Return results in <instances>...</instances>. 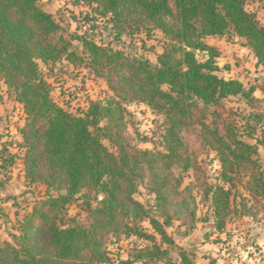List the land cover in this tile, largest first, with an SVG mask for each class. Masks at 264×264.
Listing matches in <instances>:
<instances>
[{
	"label": "trees",
	"instance_id": "trees-1",
	"mask_svg": "<svg viewBox=\"0 0 264 264\" xmlns=\"http://www.w3.org/2000/svg\"><path fill=\"white\" fill-rule=\"evenodd\" d=\"M78 1L109 18L120 32L129 23V33L142 27L148 33L159 30L170 42L154 64L147 58L129 57L122 50L81 38L89 60L85 64L115 95L107 100L91 99L86 110L74 113L53 98L51 83L37 62L49 65L66 54L68 61L76 64L77 55L69 50L71 42L61 33L55 15L43 8L42 0H0V73L27 115L21 128L27 180L46 183L48 189L59 191L57 198L43 202L53 209L57 205L64 208L86 189L89 194L96 191L103 195L94 208L88 202L87 225H59L49 220V213H38L35 207L24 227L22 244H0V264H149L162 258L169 252L157 237L162 243H175L166 230L173 218L169 212L163 221L150 215L134 197L139 180L149 172L157 206L164 209L167 191L177 189L182 182L181 176L165 170L174 163H181L182 171L191 166L185 157L187 152L182 150L185 145L180 131L198 121L200 102L207 106L231 96L255 98V86L247 89L243 81L220 74L216 61L219 53L206 41L222 36L232 41L244 39L243 45L255 54L256 65L264 67V24L249 9V0ZM134 101L165 112V152L139 149L127 141L122 131L128 122L127 105ZM204 129L206 144L220 155L225 183L233 186L239 167L250 164L254 169L250 190L264 195L263 174L255 172L260 147H264V129L255 144L240 138L233 129L225 135L205 124ZM105 140L115 143L118 152L111 151ZM230 193L231 188L224 186H217L214 193L219 229L226 223L223 210L230 205ZM36 214L47 224L43 231L32 223ZM146 220L154 232L138 224ZM103 229L127 238L150 240L153 246L114 262L100 237ZM180 255L183 264H192L184 250Z\"/></svg>",
	"mask_w": 264,
	"mask_h": 264
},
{
	"label": "rangeland",
	"instance_id": "rangeland-1",
	"mask_svg": "<svg viewBox=\"0 0 264 264\" xmlns=\"http://www.w3.org/2000/svg\"><path fill=\"white\" fill-rule=\"evenodd\" d=\"M42 2L43 8L51 11L60 23L61 33L70 40L69 50L76 53L78 65L70 63L66 54L49 65L42 60L37 62L51 83L53 98L60 106L74 113L86 110L91 99L107 100L115 95L103 78L90 73L85 64L89 60H86L88 55L81 38L122 50L129 57L147 58L154 64H158V56L170 42L159 30L148 33L142 27L129 33V23L123 25V32H120L109 18L78 0ZM248 7L256 12L264 24V0H249ZM206 41L219 53L216 61L218 65L221 64L220 74L226 78L242 79L247 89L255 86L256 99L247 100L237 95L207 106L200 102L202 112L197 110L200 116L198 121L183 126L180 131L185 145L180 149L187 152L185 157L190 159L191 166L182 171L181 163H174L165 170V173L181 176L182 182L177 189L167 191L168 202L164 209L157 206L156 194L151 191L149 172H146L145 179L139 180L134 197L142 202L150 215L163 221L166 212H169L173 218L166 225V230L175 243H162L157 237V242L169 253L162 254V258L149 264H183L181 250L186 252L192 264H264V195L250 190L254 169L250 164L239 167L233 186L225 183L220 155L206 144L204 129L205 124L211 130L217 129L221 135L233 129L240 138L257 143L256 138L261 137L264 129V69H257L255 54L243 45L244 39L235 38L232 41L228 36H222L210 37ZM198 54L206 57L199 51ZM81 59L83 62H80ZM127 109L128 122L122 131L127 141L139 149L165 152L164 134L168 124L165 112L138 101L128 103ZM26 119L24 105L16 100L15 91L8 87L4 75L0 73V244H22L24 227L35 207L38 213H49V220L59 225H87L90 215L88 202L94 208L103 198L102 194L96 191L89 194L86 189L62 209L59 205L53 209L49 204H43L52 197L57 198L60 193L54 188L48 189L46 183H31L26 178V149L21 132ZM253 135L255 138H249ZM105 144L111 151L118 152L115 143L105 140ZM258 164L255 172L262 173L264 178L262 146ZM217 186L231 188L230 205L223 210L226 223L222 229L217 228L216 223L214 193ZM32 223L42 231L47 226L41 222L38 214L32 217ZM138 224L148 232H154L149 220ZM100 237L114 262L129 255L136 256L143 248L153 246L150 240L134 236L127 238L120 232L113 233L108 229H103ZM134 264L142 262L136 261Z\"/></svg>",
	"mask_w": 264,
	"mask_h": 264
},
{
	"label": "crops",
	"instance_id": "crops-1",
	"mask_svg": "<svg viewBox=\"0 0 264 264\" xmlns=\"http://www.w3.org/2000/svg\"><path fill=\"white\" fill-rule=\"evenodd\" d=\"M220 65V67H221V64H219ZM257 66V69H264V67H262V66H258V65H256ZM232 78H235V77H232ZM238 79H240V78H238ZM241 81H242V79H240Z\"/></svg>",
	"mask_w": 264,
	"mask_h": 264
},
{
	"label": "built area",
	"instance_id": "built-area-1",
	"mask_svg": "<svg viewBox=\"0 0 264 264\" xmlns=\"http://www.w3.org/2000/svg\"><path fill=\"white\" fill-rule=\"evenodd\" d=\"M90 73L94 74V76H95V72H94V70H90Z\"/></svg>",
	"mask_w": 264,
	"mask_h": 264
}]
</instances>
